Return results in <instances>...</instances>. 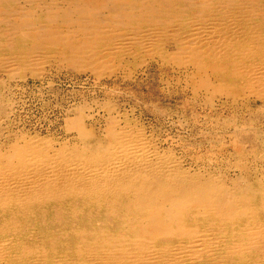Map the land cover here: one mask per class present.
I'll return each mask as SVG.
<instances>
[{
  "label": "rangeland",
  "instance_id": "rangeland-1",
  "mask_svg": "<svg viewBox=\"0 0 264 264\" xmlns=\"http://www.w3.org/2000/svg\"><path fill=\"white\" fill-rule=\"evenodd\" d=\"M41 1L43 21L57 14L78 19L77 25L49 18L54 30L71 38L34 51L32 40L23 41L19 35L8 38L0 23V155L28 140L35 145L49 142L55 148L66 144L92 147L98 142L106 141V145L113 133L126 130L140 134L153 149L172 152L185 168L187 165L192 171L212 173L226 186L238 187V195L248 204L247 215L230 221L219 223L205 216V222H190L205 233V246L200 248L199 257L184 253L177 264H264V234L259 230L264 225V199L260 194L264 185V96L255 93L258 87L252 83L251 88L252 80L245 75L260 64L257 54L264 45V37H260L264 34V0H172L175 4L171 13H159L166 7L165 0ZM18 2L14 9L19 5L36 9L27 0ZM251 2L255 5L247 8ZM128 6L159 12L149 15L150 21H143ZM121 9L127 10L126 15L119 12ZM5 10L9 8L2 3L0 11ZM85 14L94 26L103 24L98 25L102 33L89 37V45L82 34L76 33ZM204 31L203 70L176 64L170 55ZM253 33L259 36L257 41L249 37ZM232 34L247 44L244 54L237 55L224 44ZM135 35L141 44L133 41ZM149 40L148 47L145 44ZM74 119H79L86 136L80 137L69 126ZM76 204L74 208L66 203L32 206L27 212L0 210V264L95 263L94 258L80 254L79 247L92 242L98 230L111 227L112 234L130 236V230L119 221L96 211L90 213L91 208L81 201ZM70 209H81V213L73 215ZM248 230L259 233L249 250L242 248L248 243ZM189 243L176 237L158 239L155 246L168 251L183 246L186 252ZM237 246L241 247L239 251L234 249Z\"/></svg>",
  "mask_w": 264,
  "mask_h": 264
},
{
  "label": "bare ground",
  "instance_id": "bare-ground-1",
  "mask_svg": "<svg viewBox=\"0 0 264 264\" xmlns=\"http://www.w3.org/2000/svg\"><path fill=\"white\" fill-rule=\"evenodd\" d=\"M18 1L19 0H0V6L3 3L7 6V8H9L8 11H0V23L6 28L8 38H15L14 36L17 37V35H19L23 41L32 40L34 51L42 48L41 46L43 45L44 47L52 44L55 45V43L58 44L61 40H68L71 38V35L64 36L61 32L54 30L51 26L49 18L56 17V20H60L62 24H69L71 26L72 24L77 25L78 19L73 21L72 18H67L62 14V17H58L57 14H50L46 16V20L43 21V5H40L43 1L27 0V3L30 5H35L36 11L31 8L26 9L22 5H19L18 8L14 9L12 6L20 4ZM165 1L164 3L166 7L162 9L164 10L163 12H159L153 8L140 7L139 9L132 8L131 6L128 7L129 10H133V13H137V15L143 18V21H150L152 16L149 15H154L156 12L171 13L172 10H174V2L176 0H173L174 2L172 0ZM37 2L38 4H36ZM99 4H97V6ZM252 5L255 4L252 2L249 3L247 8H251ZM251 11L253 12V10ZM119 12L126 15L127 10L121 9ZM88 16V14L83 15L79 22L80 28L76 32L84 36L83 39L85 40L86 45L90 44L88 41L89 37H95L98 33L103 32V28H99V26L103 24L98 22L100 25L98 24V26L95 24L97 26H94L93 21L91 22ZM262 18L264 19L263 16ZM205 31L196 35L192 39H188L175 54L170 55L176 64H190L198 69L205 67ZM154 33L156 34L157 32ZM74 35H72L73 38ZM263 35H260V37L263 38ZM235 36L234 34H232V36H227V38L224 39L226 40L224 41V44L230 46L229 48L236 52L237 55L240 53L244 54L243 50L247 51V44L245 45L237 39L239 38L238 36ZM249 37L252 40H256L259 36L256 33H253ZM135 38L136 35L133 37L134 42H136ZM128 42L130 43L131 41ZM150 42V40L147 41L145 45L149 47ZM137 43L141 44L140 42H136V44ZM53 48L56 47L54 46ZM57 48L59 49V47ZM80 50L81 49H79V51L77 50L78 53H80ZM16 54H18V52ZM257 55H260V64L261 62L263 63L261 65H257L255 70L246 72L245 75L252 80L251 83L249 82L251 88H253L254 85L258 87V89L255 90V93L257 95L264 96V45L261 47ZM7 57L9 58V56ZM249 59L247 60L248 62ZM215 62L217 63V61ZM257 63L259 62L257 61ZM3 66L4 68H7L5 67V64ZM207 82L209 81L207 80ZM201 84L205 86V80H203ZM125 125L127 126V124ZM69 126L76 129L80 137L87 135V133L83 130L79 119L71 121ZM110 137L112 141L108 142L106 145H103L106 143L105 141L103 144H99L98 142L96 146L92 147L86 145L82 147H77L75 145L68 147L67 144L60 146L58 144L57 146L59 147L55 148L53 147L54 145H52V143L49 144V142H43L41 145H35V143L32 144L29 140L25 141L23 144L19 142L21 145L15 144L11 147V149L6 151V153L0 155V210L16 209L18 211L27 212V209L32 206H59L64 203L74 208V206H77L76 203L81 201L83 206L91 208L92 211L90 213H94L96 211V213H98L97 215H104L106 217L113 218L116 221H119V223L127 226L130 230V236L112 234L110 227L98 230L92 242H87V246L83 245L82 247H79L80 254H85V256L87 255L90 259L91 257L92 259H95V263L93 261L90 262V264H157L159 262L177 264L180 262L184 253H188V256L192 255L197 258L201 255V251H199L200 248L205 246V233H200L197 230L200 227L198 228L197 226L196 228L195 226L189 224L190 222H205V216H212L211 218L219 223H222L247 215L248 204L240 195H238V187L226 186L221 178L212 173H205V171L199 170L192 171L187 168V165L185 168L182 163H180L181 161L179 162L174 158L172 152L162 153L153 149L149 144L150 141L146 142L140 134H134L131 131L125 130L123 132L110 134ZM88 143L91 142L89 141ZM260 191V194H262L264 199V185ZM71 209V214L80 215L81 209ZM261 226L259 230H261L264 234V225L262 227ZM255 230H250L251 232L248 230L249 232L246 234L248 243L242 247L243 249H247L248 247L252 248L251 246L254 245V238L259 236V233L254 232ZM77 233L81 235V233ZM231 233L233 232L231 231ZM176 237L182 240L190 241V247L188 246L189 249L186 252L182 251L183 246L180 248L174 246V250L169 251L168 248L164 247L162 249H157L155 246V241L158 239H170ZM238 238L240 237L238 236ZM239 246L234 248L236 249L235 251H239L241 249ZM85 249L87 250L85 251ZM3 258L5 259V257ZM78 264L88 263L84 261Z\"/></svg>",
  "mask_w": 264,
  "mask_h": 264
}]
</instances>
